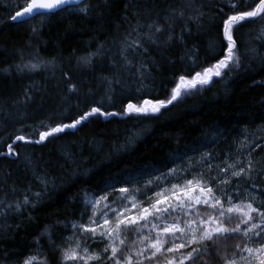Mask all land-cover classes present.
Here are the masks:
<instances>
[{"label":"trees","instance_id":"obj_1","mask_svg":"<svg viewBox=\"0 0 264 264\" xmlns=\"http://www.w3.org/2000/svg\"><path fill=\"white\" fill-rule=\"evenodd\" d=\"M233 2L86 0L16 22L11 17L25 0H0V264L35 255L37 264H58L60 247L75 239L73 225L84 223L92 200L121 188L150 190L202 174L235 198L253 195L264 210L261 18L234 28L238 66L158 113L127 111L129 103L169 99L181 75L192 78L223 58L222 21L233 14ZM152 22L162 27L156 45L143 35ZM132 39L142 40L147 52L128 48L122 55ZM93 107L111 115H93L36 143L40 132ZM249 161L250 179L219 183L231 177V169H221ZM244 240L232 233L202 254L207 264H225L221 256ZM187 264L205 262L198 256Z\"/></svg>","mask_w":264,"mask_h":264},{"label":"snow or ice","instance_id":"obj_2","mask_svg":"<svg viewBox=\"0 0 264 264\" xmlns=\"http://www.w3.org/2000/svg\"><path fill=\"white\" fill-rule=\"evenodd\" d=\"M69 0H25L21 10H17L15 15L11 17L12 20H16L18 17L22 18L25 16H34L38 14L41 10L51 11L53 9L59 8L61 5L67 4ZM231 9H233V14L228 15L222 21L223 38L226 40V49L223 58L219 59L215 65L211 68L205 69L203 72H196L191 80L186 79L184 75L179 77V83L175 88L172 89L171 96L167 100H157L155 103L152 100H144L143 104L137 106L136 104L129 103L127 105V111L129 113L135 112L138 114H149L158 113L161 108L166 107L176 101L182 94V92H187L191 88H195L197 84L204 85L211 81L212 76H220L222 70L229 69L230 65H239V57L236 55V41L233 36L234 26L242 24L248 20H255L256 18H261L264 21V0H258L254 6L248 5L247 0H238V2H233L230 4ZM81 11H86L81 9ZM183 15V12L180 13ZM140 26H137V36L141 35L138 31ZM149 29L148 32L143 33L144 38L151 44L156 45L160 40V36L157 33H162V27L155 22L149 23L147 25ZM131 35V34H130ZM168 40L172 39V36L167 37ZM128 48L133 50L137 48L143 49L147 52V48L144 47L143 41L140 39H132L127 47L122 49V55L127 51ZM125 60L130 64L131 61ZM90 63V61H87ZM35 68L36 65H31ZM73 86V89L74 90ZM111 115V113L101 112V108L93 107L90 111L85 112L80 115L78 119H75L70 124H59L55 127H51L49 130L40 132V141L45 140L49 136H53L57 133L63 132L65 128H75L82 121L88 119L93 115ZM16 140H25L23 135H17ZM8 153H13L12 145H8ZM231 169V177L221 178L219 183L222 185H230L232 183V178L239 179L240 177H246L250 179V173L253 170L252 162L249 161L247 166H237V164H230L227 168H223L220 171L227 173ZM209 170L211 166L209 165ZM212 180H216V177H212ZM151 183V181H149ZM253 187H255L253 185ZM194 188H198L200 195L191 196L190 192ZM120 192L122 194H127L129 192L126 188H121ZM182 194V195H181ZM39 195V194H37ZM226 195V200H222L220 196L215 194L213 187L211 186V181H205L204 176L201 174L198 177H194L192 180H187L185 185H173L171 189H164L161 192L155 193V199L149 198L152 202L148 207H142L138 209L136 215H125L124 212L116 213L114 212V218L110 219L107 213H104L103 224H100L97 220L89 217V225H80L79 227L92 236L97 235V228L101 231L99 235L101 238L107 237L111 242L107 244L103 252L107 253L111 251V256L108 260L112 261V264H144V260L154 261L155 264H184L185 260H195L197 256L199 259L207 264L205 255L202 253L208 252L209 243L215 244L216 240L220 237H227L232 233L241 232L248 239H253L254 237H264V210L258 207H254L252 202L244 203L241 201L238 204H234L233 197ZM133 205L136 206L135 198L133 197ZM254 199V197L252 198ZM107 200V196L100 197L99 200L94 201V205L100 204L102 201ZM24 203H28L27 197H25ZM196 204H204L209 208L216 210L217 214H209L207 219H201L199 224L202 227L194 228L193 224L196 223L194 220L185 221L186 227H181L180 223L175 220L173 223L168 224L164 222L163 228L157 233L155 238L142 236L140 243L147 241V247L152 249L151 255H145L147 249L140 248L136 249L135 253L131 249L125 251L123 248L117 246V241L119 245H124L127 237L125 233L129 230H134L139 233L142 227H147V223L144 225L140 224V221H148L149 217H153L156 220H164V217L170 216L176 212H184L185 215L188 214V210L193 208ZM20 205L17 204V209ZM108 208V205H105ZM96 209L93 208V213ZM239 214V223L235 227H229L228 221L231 219L229 214ZM256 213L254 217L252 214ZM244 224L247 227L241 230L240 225ZM90 225H96V227H91ZM214 225V226H213ZM75 228L76 225H73ZM152 228H160L159 224H152ZM176 233H180L182 237H186L183 242L176 243L179 237H176ZM170 237L166 239L165 237ZM171 245L165 247L166 245ZM192 245H197V247H191V251L185 253H180L177 256H167V253H178L181 249L190 247ZM203 245V248L199 247ZM79 247V245H77ZM240 249V245H237ZM241 252H247L248 255H240L239 259L235 258V254L231 259H225V264H264V242L258 243L257 246L252 247L247 244L240 249ZM87 251V250H86ZM134 256L136 259H134ZM143 256V260L139 257ZM35 257H31L25 261V264H32ZM64 260L75 261L77 259H83L76 251L75 248H70L63 252ZM88 260L101 261L103 256L100 253H93L87 256Z\"/></svg>","mask_w":264,"mask_h":264},{"label":"rangeland","instance_id":"obj_3","mask_svg":"<svg viewBox=\"0 0 264 264\" xmlns=\"http://www.w3.org/2000/svg\"><path fill=\"white\" fill-rule=\"evenodd\" d=\"M234 28H235V26H234ZM233 33H234V29H233ZM213 77L214 76H212L211 79ZM186 79L191 80L192 78H186ZM204 85H206V84H204ZM204 85L197 84L195 88H191L187 92H182L180 97L186 95L187 93H189V94L193 93L196 90H198L199 88L203 87ZM192 179L193 178L178 177L173 182L168 183V184H166L160 188L153 187L154 189L152 188L150 190L144 189V190H139V191H129L127 194H122L120 191H118L113 196L107 197V200L102 201L98 205H94V201L99 200L100 198L92 200L90 212L88 213V216L86 217L84 223H80L77 227H75V232L73 233V234H75V236H74L75 239L67 241L64 246L60 247V250L58 251V256H59L58 264H112V261L108 260V257L111 256V251L109 250L107 253L103 252L104 247L107 244H109L111 241L107 237H104V238L100 237L99 232L101 231V229L97 228V235L92 236L90 233L83 231L79 226L80 225L88 226L90 216L93 219L97 220L100 224H103L104 213H107V216L110 219L114 218V212L112 211L113 209L115 210L116 213L124 212L125 215H136L138 213L139 208L148 207L150 205V203L152 201L149 198L151 197V198L155 199V193L161 192L164 189H171L173 185L183 186V185H185V182L187 180H192ZM212 187L215 191V194L217 196H220L222 198V200H226V198H227L225 193L227 195L232 196L231 191L227 190V188H220L219 190H217L216 187H214V186H212ZM190 195L191 196H199L200 195L199 189L194 188L193 190H191ZM133 197L135 198V202H136L135 207L133 205V199H132ZM232 197H233L232 202L234 204H238L241 201H243L245 204L248 202H252L254 207H258L256 205V200H254L255 197H254V199H252L253 195H251V194L249 196H246V197L245 196H243V197L237 196V198H235V196H232ZM105 205H108L109 207L106 208ZM94 207L96 209L95 213H93ZM209 214L216 215L217 212H216V210L209 208L207 205L196 204L193 208L188 210L187 215H185L184 212L178 211L176 213H173L170 216L164 217V220H162V221L156 220L153 217H149L147 222L146 221H140L141 225H144L145 223H147V227H142L139 233L135 232L134 230H129L128 232L125 233V236L127 237L125 244L119 245L118 241L116 243H117V246L123 248L125 251L131 249L132 252L135 253L136 249L144 248V249H147L145 252V255H151L152 249L147 247V241H145L143 244L140 243L142 236L155 238L157 233L163 228L164 222L171 224L174 222V220L177 223H180L181 227H186L185 221L194 220V221H196V223L193 224L192 227L199 228V227H202L199 224V221L201 219H207ZM229 215L231 216V219L228 221V226L229 227H235L236 224L239 223V219H240L239 214L233 213V214H229ZM252 215L255 217L256 213H253ZM152 224H159L160 228L154 229V228H152ZM90 226L96 227V225H90ZM240 227H241V230H243L247 226L244 224H241ZM237 233H242V231L237 232ZM175 235H176V237L180 238V239H177L176 243L183 242V240L186 239V237H182L180 233H176ZM95 238L96 239L99 238L102 240L101 246L96 245L98 247H95V246L92 247V246L88 245L89 239H95ZM165 238L170 239V237H167V236ZM260 242H264V237H254L253 239H248L247 237H245V240L243 242L239 241L238 244L233 243L235 245L231 248V249H233V250H231V253L227 254V255H222L221 259L225 263V259L233 258L234 254H235L236 259H239L240 255L247 256L248 253L247 252H241L240 249H242L246 244L248 246L255 247ZM77 245H79V247H77ZM237 245H240V249L237 248ZM168 246H171V245L169 244V245H166L165 247H168ZM191 247H197V245H192L190 247L181 249L180 252H178V253H167V256L179 257L180 253L186 254L188 251H191ZM199 247L203 248V245H199ZM70 248H75L76 251L79 253V255L81 257H83V259H77L75 261L64 260L63 259V252L65 250L70 249ZM93 253H100L103 256V259L101 261L88 260L87 256L90 254H93ZM33 257H35V259L32 261V264L39 263L38 257L36 255ZM134 259H136L135 256H134ZM139 259L143 260L144 258H143V256H141V257H139ZM25 261L23 264H25ZM189 261H191V260H185L184 264H187ZM144 264H155V262L151 261V260H144Z\"/></svg>","mask_w":264,"mask_h":264},{"label":"water","instance_id":"obj_4","mask_svg":"<svg viewBox=\"0 0 264 264\" xmlns=\"http://www.w3.org/2000/svg\"><path fill=\"white\" fill-rule=\"evenodd\" d=\"M84 1H86V0H69V2H68L67 4L61 5L59 8L53 9V10H51V11H48V10H41L38 14H41V13H49V12H55V11H58V10L64 8V7H68V6H73V5L81 4V3L84 2ZM29 2H30V0H29ZM20 10H21V9H20ZM38 14H36V15H38ZM14 15H15V14H14ZM36 15H34V16H36ZM34 16H25V17H22V18H19V17H18V18H17L16 20H14V21H16V22H20V21H24V20L30 19V18H32V17H34Z\"/></svg>","mask_w":264,"mask_h":264},{"label":"bare ground","instance_id":"obj_5","mask_svg":"<svg viewBox=\"0 0 264 264\" xmlns=\"http://www.w3.org/2000/svg\"><path fill=\"white\" fill-rule=\"evenodd\" d=\"M50 13V12H49ZM15 14V13H14ZM42 14V13H41ZM39 15V14H38ZM35 17V16H34ZM28 20V19H27Z\"/></svg>","mask_w":264,"mask_h":264}]
</instances>
